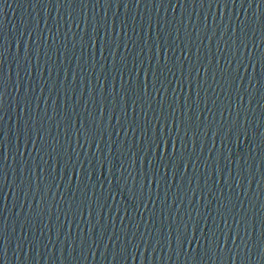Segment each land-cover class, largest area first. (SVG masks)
<instances>
[{
  "label": "water",
  "instance_id": "obj_1",
  "mask_svg": "<svg viewBox=\"0 0 264 264\" xmlns=\"http://www.w3.org/2000/svg\"><path fill=\"white\" fill-rule=\"evenodd\" d=\"M0 264H264V0H0Z\"/></svg>",
  "mask_w": 264,
  "mask_h": 264
}]
</instances>
